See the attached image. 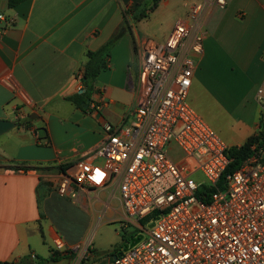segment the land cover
<instances>
[{
  "label": "crops",
  "instance_id": "0c3cea01",
  "mask_svg": "<svg viewBox=\"0 0 264 264\" xmlns=\"http://www.w3.org/2000/svg\"><path fill=\"white\" fill-rule=\"evenodd\" d=\"M145 1L0 0V15L13 19L0 37V120L32 121L0 137V263L18 264L31 254L50 258L58 237L74 245L56 223L67 203L88 207L97 199L107 205L102 196L108 188L81 191L74 200L60 197L58 185L79 162L93 161L107 138L105 124L117 129L132 122L144 41H167L202 0H159L135 23L129 9ZM121 27L126 34L95 85L92 101L100 110L83 112L67 100L81 93L76 76L88 52L106 45ZM204 28L189 102L229 147H241L264 120L257 98L264 83V0H228L225 9L207 11ZM111 210L122 218V206Z\"/></svg>",
  "mask_w": 264,
  "mask_h": 264
},
{
  "label": "built area",
  "instance_id": "2783aa9c",
  "mask_svg": "<svg viewBox=\"0 0 264 264\" xmlns=\"http://www.w3.org/2000/svg\"><path fill=\"white\" fill-rule=\"evenodd\" d=\"M227 5L228 0H202L176 23L167 41H144L132 122L117 129L105 124L107 138L92 153L93 161L79 162L63 175L57 188L62 198L106 188L118 193L121 223L136 228L133 239L141 237L116 259L95 264H264V149L219 189L231 162L229 146L189 102L204 51V17ZM12 24L0 15V37ZM76 77L82 91L83 71ZM257 94L264 106V83ZM92 108L100 110L96 104ZM35 137L42 145L37 132ZM172 146L177 157L170 155ZM198 173L203 180H197ZM203 186L214 190L205 191L204 199ZM153 213L156 219L145 223ZM53 249L68 255L77 248L58 237ZM92 256L90 244L77 264Z\"/></svg>",
  "mask_w": 264,
  "mask_h": 264
},
{
  "label": "rangeland",
  "instance_id": "374dc122",
  "mask_svg": "<svg viewBox=\"0 0 264 264\" xmlns=\"http://www.w3.org/2000/svg\"><path fill=\"white\" fill-rule=\"evenodd\" d=\"M199 113L202 115V112ZM258 129L256 138L257 136L264 138V120ZM170 155L177 157L179 153L177 149H173ZM203 178L201 173L197 174V180H203ZM112 192L113 190L110 189L102 196V201L107 203L106 206L101 205L97 199H93L88 207L74 203H67V206H64L66 210L62 211L61 216L56 219V223L63 235L62 237L74 244L68 248L76 247L77 249L73 254L65 255L66 259L63 264H77L80 256L90 244L94 249V258L93 256L89 258L90 264L104 261L113 252L115 255L124 251L125 247L128 246L127 243H124V239L127 236L128 238L134 236L136 228L134 226L124 228L123 223H121L125 218L124 211H122V218L119 214L118 217H114L111 209L120 211L122 205L119 195L116 194L114 197Z\"/></svg>",
  "mask_w": 264,
  "mask_h": 264
},
{
  "label": "trees",
  "instance_id": "16d2710c",
  "mask_svg": "<svg viewBox=\"0 0 264 264\" xmlns=\"http://www.w3.org/2000/svg\"><path fill=\"white\" fill-rule=\"evenodd\" d=\"M18 1H12L10 2V5H15ZM159 3V0H146L142 5H140L135 11L133 9H129V13L132 16V19L135 23L142 21L143 19L147 18L149 16V13L154 11V9L157 7ZM126 34V28L121 27L120 30L117 32V34L102 48H100L97 51H90L87 54V62L83 66V93L76 94L75 96L67 98L68 101L72 102L78 109H80L83 112H92L91 108L94 104L92 101V97L94 93H96V82L99 78V76L110 69V56L111 51L113 48L117 45V43L125 36ZM96 106H99L96 104ZM94 111L96 108H92ZM32 121L31 119H28L24 122L21 120L20 126H26L27 124H30ZM264 149V138H260V136H254L251 139L248 140L246 144L243 146H232L229 147L227 151V155L229 156L231 162L230 165L224 174V176L221 178L218 188L223 189L225 184V179L227 176L235 171H240L244 165L251 160L254 156H260L261 150ZM16 170L20 169H28V168H15ZM209 191L210 189L206 186H203L199 191L200 198L204 199L206 198L205 191ZM214 191V190H210ZM158 216V213H153L146 221L145 223L150 222L152 219H156ZM133 239V236L128 238V236L124 239V243H127V245L130 243V241ZM52 255H50V258H44L35 254H31L28 256L23 257L18 264H54L62 259L65 258V254L56 252L52 248ZM122 251V250H121ZM121 252L117 253L120 254ZM115 254V255H117ZM114 252L111 254V256H115ZM90 260L86 259L81 264H90Z\"/></svg>",
  "mask_w": 264,
  "mask_h": 264
},
{
  "label": "water",
  "instance_id": "95a60500",
  "mask_svg": "<svg viewBox=\"0 0 264 264\" xmlns=\"http://www.w3.org/2000/svg\"><path fill=\"white\" fill-rule=\"evenodd\" d=\"M81 93H83V91H81ZM19 126H20V121L0 120V137L9 133L10 131H12L13 129ZM140 240H141V237L137 239H133L131 241L130 246H126L125 249L128 250L130 247H134L137 243H139ZM120 255H122V253H120L119 255H115L113 259H116Z\"/></svg>",
  "mask_w": 264,
  "mask_h": 264
}]
</instances>
